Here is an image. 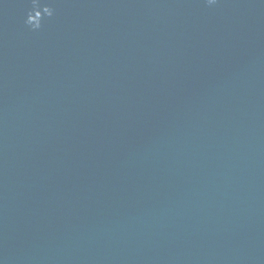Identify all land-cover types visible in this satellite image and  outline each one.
I'll return each mask as SVG.
<instances>
[{
    "label": "water",
    "instance_id": "95a60500",
    "mask_svg": "<svg viewBox=\"0 0 264 264\" xmlns=\"http://www.w3.org/2000/svg\"><path fill=\"white\" fill-rule=\"evenodd\" d=\"M0 264H264V0H0Z\"/></svg>",
    "mask_w": 264,
    "mask_h": 264
},
{
    "label": "clouds",
    "instance_id": "9594fccd",
    "mask_svg": "<svg viewBox=\"0 0 264 264\" xmlns=\"http://www.w3.org/2000/svg\"><path fill=\"white\" fill-rule=\"evenodd\" d=\"M208 2H209L210 4H212V3H215L216 0H208Z\"/></svg>",
    "mask_w": 264,
    "mask_h": 264
}]
</instances>
